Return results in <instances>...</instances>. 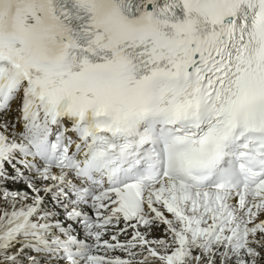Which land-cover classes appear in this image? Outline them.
Masks as SVG:
<instances>
[{
    "label": "snow or ice",
    "instance_id": "obj_1",
    "mask_svg": "<svg viewBox=\"0 0 264 264\" xmlns=\"http://www.w3.org/2000/svg\"><path fill=\"white\" fill-rule=\"evenodd\" d=\"M156 261L264 264V0H0V264Z\"/></svg>",
    "mask_w": 264,
    "mask_h": 264
},
{
    "label": "bare ground",
    "instance_id": "obj_2",
    "mask_svg": "<svg viewBox=\"0 0 264 264\" xmlns=\"http://www.w3.org/2000/svg\"><path fill=\"white\" fill-rule=\"evenodd\" d=\"M11 108L14 109V112H13L12 110H10L9 115H10V116H15V115H17V112L15 111V107H14L13 105H11ZM6 167H7V165H6ZM9 171H11V169H9ZM8 186H9L10 188L24 187V185H22V184H15V185H14V184H9ZM121 226H122V225H121ZM129 231H130V230H129ZM160 234H161V233H158V235H160ZM153 235L156 236L157 234H154V233H153ZM107 238H109L108 235L106 236L105 239H107ZM116 254H119V253H116ZM155 264H159V262L156 261Z\"/></svg>",
    "mask_w": 264,
    "mask_h": 264
},
{
    "label": "rangeland",
    "instance_id": "obj_3",
    "mask_svg": "<svg viewBox=\"0 0 264 264\" xmlns=\"http://www.w3.org/2000/svg\"><path fill=\"white\" fill-rule=\"evenodd\" d=\"M159 232H154V234H157L158 235Z\"/></svg>",
    "mask_w": 264,
    "mask_h": 264
}]
</instances>
